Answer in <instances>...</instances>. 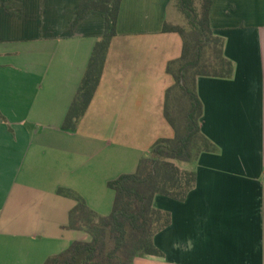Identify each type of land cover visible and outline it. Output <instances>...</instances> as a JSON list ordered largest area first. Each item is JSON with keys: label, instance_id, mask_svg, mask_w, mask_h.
<instances>
[{"label": "crops", "instance_id": "crops-1", "mask_svg": "<svg viewBox=\"0 0 264 264\" xmlns=\"http://www.w3.org/2000/svg\"><path fill=\"white\" fill-rule=\"evenodd\" d=\"M17 2L7 9L4 4ZM82 0H0V264H44L85 233L65 228L76 201L113 209L108 182L135 172L160 138L166 71L182 38L173 0H123L98 90L74 132L62 128L105 32L92 10L72 26ZM211 26L225 39L231 78L200 77L204 134L217 152L190 167L185 201L157 195L172 224L155 236L163 257L135 264H264V0H212Z\"/></svg>", "mask_w": 264, "mask_h": 264}, {"label": "trees", "instance_id": "trees-1", "mask_svg": "<svg viewBox=\"0 0 264 264\" xmlns=\"http://www.w3.org/2000/svg\"><path fill=\"white\" fill-rule=\"evenodd\" d=\"M123 0H82L72 26L92 10L103 13L105 32L95 44L88 67L69 107L62 128L74 132L87 113L100 85L111 41L117 32ZM187 18L188 27L166 22L164 31L176 32L182 38L181 55L167 64L173 77L164 101V116L174 131L171 138H160L148 155L139 160L137 169L108 182L115 192L111 213L93 210L85 198L70 188H59L58 194L72 198L75 206L65 227L87 236L74 240L61 253L44 264H135L140 256L163 257L155 236L172 224V214L157 208L155 197L162 195L185 201L196 187L195 170L179 162L195 163L204 152L218 147L203 132L204 105L199 96L200 77L231 78L234 63L224 51L225 39L211 26L212 0H173ZM2 6L0 2V7ZM7 9L17 7L8 2Z\"/></svg>", "mask_w": 264, "mask_h": 264}, {"label": "rangeland", "instance_id": "rangeland-1", "mask_svg": "<svg viewBox=\"0 0 264 264\" xmlns=\"http://www.w3.org/2000/svg\"><path fill=\"white\" fill-rule=\"evenodd\" d=\"M181 21H182L181 25H184L185 27H188L187 18L183 14H182ZM179 165H181L183 168H188V167H190L191 163L179 162Z\"/></svg>", "mask_w": 264, "mask_h": 264}]
</instances>
